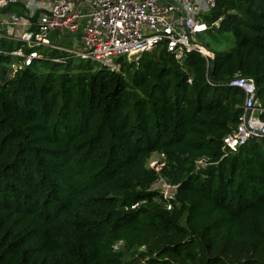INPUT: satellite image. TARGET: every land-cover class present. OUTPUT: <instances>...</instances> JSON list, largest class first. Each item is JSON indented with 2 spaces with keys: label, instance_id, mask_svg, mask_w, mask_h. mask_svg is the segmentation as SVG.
<instances>
[{
  "label": "trees",
  "instance_id": "trees-1",
  "mask_svg": "<svg viewBox=\"0 0 264 264\" xmlns=\"http://www.w3.org/2000/svg\"><path fill=\"white\" fill-rule=\"evenodd\" d=\"M218 19L234 45L209 62L156 48L110 71L37 48L10 76L0 55V264H264V138L221 150L236 74L264 108V0H217Z\"/></svg>",
  "mask_w": 264,
  "mask_h": 264
},
{
  "label": "built area",
  "instance_id": "built-area-1",
  "mask_svg": "<svg viewBox=\"0 0 264 264\" xmlns=\"http://www.w3.org/2000/svg\"><path fill=\"white\" fill-rule=\"evenodd\" d=\"M216 7L217 0H0V55L13 59L10 76L36 61L48 60L37 48L58 49L68 55L51 61L73 57L110 71H119L118 58L131 61L156 48H164L178 62L191 53L209 62L213 54L197 39L218 28L221 19L207 20ZM53 31L78 34L81 48L75 51L53 46L48 40ZM9 42L19 46L3 47ZM228 86L239 88L243 101L237 124L222 138L225 156L253 138H264V108L257 99L255 80L236 74ZM206 162L199 159L197 168ZM176 188L172 186L174 193L163 197L171 199Z\"/></svg>",
  "mask_w": 264,
  "mask_h": 264
},
{
  "label": "rangeland",
  "instance_id": "rangeland-1",
  "mask_svg": "<svg viewBox=\"0 0 264 264\" xmlns=\"http://www.w3.org/2000/svg\"><path fill=\"white\" fill-rule=\"evenodd\" d=\"M50 43L58 48L79 50L81 48L78 42V34L69 35L67 33L53 31L48 35ZM198 43L204 46L207 50H213L217 52H224L230 50L234 45L233 36L226 33H206L197 39ZM75 62H79L77 58L69 57ZM36 70L38 72L46 73L50 70V67L40 66L37 64ZM99 68V65H94V69ZM162 157L158 154L152 155L149 160L148 166L150 168L159 171L162 166ZM152 189L158 190L163 196H170L174 193L172 186H170L164 179L159 178L158 181L152 186ZM122 243H118L121 245Z\"/></svg>",
  "mask_w": 264,
  "mask_h": 264
},
{
  "label": "crops",
  "instance_id": "crops-1",
  "mask_svg": "<svg viewBox=\"0 0 264 264\" xmlns=\"http://www.w3.org/2000/svg\"><path fill=\"white\" fill-rule=\"evenodd\" d=\"M79 37V36H78ZM78 42H79V38H78Z\"/></svg>",
  "mask_w": 264,
  "mask_h": 264
}]
</instances>
